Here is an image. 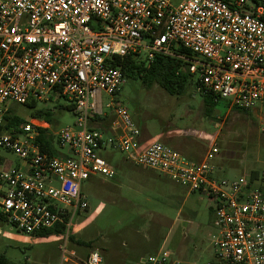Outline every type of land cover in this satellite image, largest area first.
I'll return each instance as SVG.
<instances>
[{
	"label": "built area",
	"instance_id": "2783aa9c",
	"mask_svg": "<svg viewBox=\"0 0 264 264\" xmlns=\"http://www.w3.org/2000/svg\"><path fill=\"white\" fill-rule=\"evenodd\" d=\"M177 45L191 55L177 52ZM156 54L188 62L198 92L242 110L264 105V0H0V149L20 160L8 165L0 157L4 221L35 236L57 225L69 231L89 207L83 181L117 174L100 150L119 148L133 164L214 201L217 261L264 264V168L256 176H217L209 163L219 153L216 142L201 161L162 141L143 147L140 128L116 99L127 80L117 60ZM55 93L77 114L75 126L54 137L67 154H51L38 141L47 121L31 118L6 128L8 102H40ZM105 107L116 118L112 132L92 127L95 116L109 114ZM171 258L161 248L139 264H172ZM102 262L93 251L85 263Z\"/></svg>",
	"mask_w": 264,
	"mask_h": 264
},
{
	"label": "rangeland",
	"instance_id": "374dc122",
	"mask_svg": "<svg viewBox=\"0 0 264 264\" xmlns=\"http://www.w3.org/2000/svg\"><path fill=\"white\" fill-rule=\"evenodd\" d=\"M103 98L109 100L105 93ZM116 99L129 109L142 134L149 135L150 143L162 141L188 159L199 161L216 142L219 153L209 163L219 177L248 176L264 168L262 104L242 112L231 107L229 100L221 99L206 114L204 97L195 85L181 95H170L157 84L146 87L131 77ZM8 105L24 121L34 118V109L52 112L51 122L45 116L36 119L47 121V130L54 137L60 129L74 127L77 120L76 112L68 108L71 102L56 93L35 108L12 102ZM105 111L113 124L116 118L109 108ZM54 145L60 152L66 151L56 140ZM0 153L13 165H20L14 154L2 149ZM100 154L117 176L96 175L83 181L82 193L89 207L76 214L69 231L35 236L0 221V255L9 264H86L93 251L102 256V264H139L162 247L172 253V264L217 261L213 245L217 234L213 225L215 203L208 195L190 191L187 185L158 170L130 163L119 148L101 149Z\"/></svg>",
	"mask_w": 264,
	"mask_h": 264
},
{
	"label": "trees",
	"instance_id": "16d2710c",
	"mask_svg": "<svg viewBox=\"0 0 264 264\" xmlns=\"http://www.w3.org/2000/svg\"><path fill=\"white\" fill-rule=\"evenodd\" d=\"M227 3L232 5L233 0H225ZM177 52L185 54L187 56L191 55V52L181 45H177ZM117 64L122 67L123 72L126 77L134 78L140 80L146 87H151L154 84L161 86L170 95H181L183 94L189 86L195 85V78L190 74L188 69V62L180 57L170 56L165 54H156L153 59H147L142 56L135 57L133 55H127L124 58H119ZM196 90V86H195ZM197 91V90H196ZM204 97V102L206 106V114L211 110L210 107L217 104L221 98H217L209 93L200 92ZM31 108H35L38 104L35 100H29L27 103ZM75 111L74 104L68 107ZM238 109V108H236ZM242 112H247L248 110L238 109ZM32 116L34 118L43 117L47 118V121H52V112L43 111L42 108L34 109L32 111ZM108 116H95L93 120L100 123L103 127L108 121ZM9 123L7 124V130H11V127L19 125L24 122V120L15 115L12 111L8 117ZM108 124V123H107ZM38 141L45 151L51 154H60V151L54 145V136L48 132L47 129H41L40 135L38 136ZM264 141V139H263ZM258 172H252L251 176H256ZM0 221H4L3 215L0 213ZM62 225H57L55 228L50 230H45L41 232L38 236H44L51 233L53 230L61 231ZM0 264H9L6 257L0 255ZM211 264H222L219 261H213Z\"/></svg>",
	"mask_w": 264,
	"mask_h": 264
},
{
	"label": "crops",
	"instance_id": "0c3cea01",
	"mask_svg": "<svg viewBox=\"0 0 264 264\" xmlns=\"http://www.w3.org/2000/svg\"><path fill=\"white\" fill-rule=\"evenodd\" d=\"M108 115H110V114H108ZM108 123V124H107ZM95 124H97V125H99V128H103V129H105V130H107L108 132H112V130H111V127L113 126V124H110L109 123V121H107L106 123H105V126H101L100 125V123L99 122H96ZM141 141H142V146L144 147V146H146L147 144H149L150 143V141H149V135H144V134H142V132H141ZM67 154L68 153V150L66 149V151L65 152H60V154ZM0 157L4 160H6V162H7V164L8 165H11L12 163H11V160L7 157V156H5V155H3V154H1L0 153ZM202 159H200L199 161H201ZM130 163H132V162H130ZM126 166H128V164H126ZM116 176H117V174H116ZM115 176V177H116ZM162 248H164V247H162ZM160 250V249H159Z\"/></svg>",
	"mask_w": 264,
	"mask_h": 264
}]
</instances>
